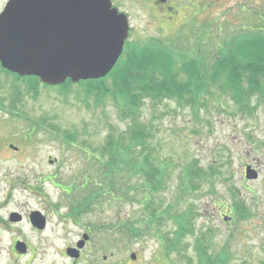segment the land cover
<instances>
[{
	"label": "rangeland",
	"instance_id": "obj_1",
	"mask_svg": "<svg viewBox=\"0 0 264 264\" xmlns=\"http://www.w3.org/2000/svg\"><path fill=\"white\" fill-rule=\"evenodd\" d=\"M110 1L129 23L120 66L135 67L140 61V65L151 67L148 74L167 80L179 72L177 65L192 60L196 74L188 78L193 87L201 83L198 88L212 94L206 106L197 108L186 104L187 98L141 101L136 119L151 132L144 147L157 159L150 163L164 165L158 188L146 199L136 184L142 180L140 174L127 176L122 167L120 176L131 186L127 198L118 201L106 194L97 195V184L92 183L94 167L87 163L97 162L101 170L93 172L102 176L106 172L102 163L106 166L108 161L102 146L110 128L117 137L129 131L132 121L118 115L113 98L107 94L113 83L110 73L90 80L97 82L67 81V87L37 81L34 90L35 77L17 78L0 66V164L12 169L18 158L25 163L33 161L37 169L47 167L46 157L60 161L67 184L80 187L85 181L80 193L73 191L81 206L76 220L83 224L97 220L100 228L113 222L116 247L126 243L145 254L157 253L162 264H264L263 98L252 91L256 96H250L251 101L257 104L254 112L238 110L234 94L219 92L215 76H210L219 70L212 66L218 58L216 63L231 68L235 58L251 52L253 41L264 43V0H171L173 9L167 12L164 4H152V0ZM129 53L133 57L126 56ZM210 70L208 84L205 78ZM139 71L143 72L141 66ZM106 77L100 84L98 80ZM174 77L185 85L186 76ZM200 91L197 98L207 99ZM44 118L46 122L41 124ZM65 136L74 142L68 143ZM9 145L21 147V152L10 150ZM138 148L139 161L144 155L140 154L142 146ZM195 166L203 174L200 169L193 170ZM245 166L256 169L257 179H245ZM127 185L122 188L126 192ZM47 193L55 194L51 189ZM144 202L157 206L160 223H149L154 214L144 210ZM182 215L190 217V224L178 219ZM223 215L228 218L225 222ZM180 222L186 231L179 230ZM103 229L108 232L110 227ZM133 229L140 232L135 238L129 232ZM174 235L175 242H171Z\"/></svg>",
	"mask_w": 264,
	"mask_h": 264
},
{
	"label": "flooded vegetation",
	"instance_id": "obj_2",
	"mask_svg": "<svg viewBox=\"0 0 264 264\" xmlns=\"http://www.w3.org/2000/svg\"><path fill=\"white\" fill-rule=\"evenodd\" d=\"M7 2L2 1L0 12ZM159 3L165 5V12L173 9L171 0H152ZM8 147L21 152V147ZM17 159L12 169L0 164V264H162L157 253L145 254L126 243L116 247L113 222L103 225L110 229L102 232L97 220H86V224L76 220L81 206L73 191L80 193L82 185L67 184L60 161L46 157L47 167L35 169L33 161ZM48 189L55 194L47 193ZM100 232H106L105 237Z\"/></svg>",
	"mask_w": 264,
	"mask_h": 264
},
{
	"label": "water",
	"instance_id": "obj_3",
	"mask_svg": "<svg viewBox=\"0 0 264 264\" xmlns=\"http://www.w3.org/2000/svg\"><path fill=\"white\" fill-rule=\"evenodd\" d=\"M127 35L126 17L108 0H9L0 13V66L49 86L96 80L115 66ZM245 177L257 173L247 166Z\"/></svg>",
	"mask_w": 264,
	"mask_h": 264
},
{
	"label": "trees",
	"instance_id": "obj_4",
	"mask_svg": "<svg viewBox=\"0 0 264 264\" xmlns=\"http://www.w3.org/2000/svg\"><path fill=\"white\" fill-rule=\"evenodd\" d=\"M253 42L252 44H254V48L251 49V52L247 53L245 57L243 56L242 58L238 59L235 58L236 61L233 63L231 68L230 66L228 67L227 64L223 65V63H216L220 60V58H218L212 66L215 65V67H218L219 70L214 72H211L210 70L205 78L206 83H208V80H210L208 76L211 72L210 76H212V74L215 76V83H217L215 86L219 88L218 91L222 94H224L225 92L233 93L237 109L249 113H253L255 106H257L256 102L252 103L251 101L250 96H256L252 93V91H257L261 98H263L264 103V43L257 45L255 41ZM126 56H129L130 58L133 57L132 53H129ZM141 59L142 57L140 58V60ZM162 59H165V57H163ZM163 62L165 63V61ZM191 63L192 60H189V62L187 63L177 65V67L180 66L179 72L176 73V70V75L174 73L171 74L167 80L148 74V72H150L151 70V67L140 65V61L135 67L129 65L124 68L123 66H120L119 63H117L114 69L110 72L108 76H111L109 78L112 79L113 83L111 88H108L111 91H109V93L107 92V94L113 98L118 111V115L122 119H130V121L132 119V121L128 132L126 130L125 132L120 133L116 137L110 128L109 133L106 136V144L102 146V153L108 156V161H105L106 173L102 174V176L98 175L96 177V183L93 182L94 184H97L96 192L98 196L106 194L118 201H124L125 198H127L126 195L129 194L131 186H128V182L126 183V179L124 180L123 176H120V170L122 167L124 168V170H126L127 176L131 177L140 174L142 180L136 184H138L139 186L138 189L143 190V194L145 195V197L149 196L151 192L158 188V185L160 184L158 182V178L162 174L161 167L164 168V165L161 166L160 164L155 165L153 163H150L157 160L154 159L153 156H149V153L152 152L148 151L149 148L144 147L145 140L149 139V137L151 136V132L149 133L147 125L145 126L143 122L138 121L139 119H136V117L139 115V111L142 105L141 101L145 98L151 99L152 101H158V99L167 98L168 96L176 100L178 98H187L188 100H185V103L192 105L195 108H197L198 106H206V101L208 100V102H210V99H212V94L209 91H205L204 93L203 88L199 89L197 85L201 86V83H196V87H193L194 82H192L188 78L189 75L194 76V74H196L193 71L194 67L191 65ZM140 66L143 69V72L139 71ZM228 68H230L229 71H225V69ZM155 71L158 72V70L154 69L153 72L155 73ZM159 73L162 74L161 71H159ZM113 74L116 77H114ZM180 74L186 76V83L184 86L182 85V81L178 80L177 77H174L179 76ZM107 77L98 80L99 83L103 84V81H105ZM34 79L35 82L33 81V83L35 84L32 88L36 90L37 83L39 81L36 78ZM193 80L195 81V78H193ZM171 81L173 84L170 83ZM91 82L97 81H90L89 83ZM67 83L69 82H66L65 84L61 85V87H67ZM241 89L244 90L243 93H241ZM200 90H202L205 96L208 97L207 99H201L199 97L197 98V94L201 92ZM45 122V118L41 119L40 121L41 124H44ZM125 138H128L126 140L128 142L126 143L124 142ZM146 144L148 145V143ZM139 146H142V151L145 150L148 152V154L147 152L145 154H142V151L140 150V154L144 155V158L142 157L143 159L141 158V160L138 161V151L136 152V148H138ZM100 156L103 155L101 154ZM134 156L135 159H133ZM113 159H117L119 161L113 162ZM195 169H200L202 171V169L198 166H195L193 170ZM201 173L203 174V171ZM189 176L194 182V177L191 176V173ZM128 179L129 178H127V181ZM195 184L197 183H193V185ZM124 185H127L128 192L122 189L124 188ZM146 199H148V197H146ZM156 207L157 206H154L152 203H146V205L143 206L145 211H151L154 214V216L149 217V223L151 221H160L158 220V213H156ZM235 208L237 209L236 204ZM238 214L239 216L240 214L243 215L241 207H239ZM178 219L184 220L185 224H190L191 222L190 217H188L187 215H182ZM173 220L175 223L178 222L176 219ZM178 228L181 231H186L183 223L179 224ZM129 232L130 236H133L132 238L136 236V233H140L138 230L135 229L130 230ZM175 239L176 236L174 235V238L171 240V242H175Z\"/></svg>",
	"mask_w": 264,
	"mask_h": 264
}]
</instances>
